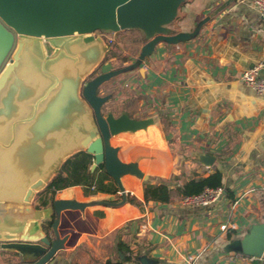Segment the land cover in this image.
<instances>
[{
	"label": "crops",
	"instance_id": "crops-1",
	"mask_svg": "<svg viewBox=\"0 0 264 264\" xmlns=\"http://www.w3.org/2000/svg\"><path fill=\"white\" fill-rule=\"evenodd\" d=\"M183 6V20L170 29L187 39L182 47L174 45L177 59L166 79L157 70L153 77L160 89L168 86L170 139L196 149L195 157L213 156L214 164L185 155L167 167L153 159H124L129 132L113 136L119 160L135 163L141 175L107 180L99 170L95 182L103 180L110 191L96 185L57 191L54 201L74 206L54 215L57 225L48 233L60 248L46 264H264V255L253 259L225 251L264 230V95L241 79L264 61V21L254 0H185ZM160 42L166 41L158 42V57L165 46ZM216 170L223 174L225 194L212 206H185L176 196L167 204L145 201L147 182L175 188ZM0 264L25 263L0 251Z\"/></svg>",
	"mask_w": 264,
	"mask_h": 264
},
{
	"label": "water",
	"instance_id": "water-1",
	"mask_svg": "<svg viewBox=\"0 0 264 264\" xmlns=\"http://www.w3.org/2000/svg\"><path fill=\"white\" fill-rule=\"evenodd\" d=\"M185 0H0V251L18 255L25 264H46L59 244L43 229L44 222L74 206L35 201L63 165L79 153L95 158L116 181L127 173L139 175L136 164L122 163L107 140L123 132L144 129L149 121L127 116L96 119L106 102L98 88L111 75L87 80L104 62L109 46L96 32L140 30L146 54L170 37ZM211 167L215 158L197 154ZM225 251L261 258L264 230Z\"/></svg>",
	"mask_w": 264,
	"mask_h": 264
},
{
	"label": "rangeland",
	"instance_id": "rangeland-1",
	"mask_svg": "<svg viewBox=\"0 0 264 264\" xmlns=\"http://www.w3.org/2000/svg\"><path fill=\"white\" fill-rule=\"evenodd\" d=\"M183 7V5L180 7L181 14H178L176 22L174 21L175 23L173 22L169 28L171 26L176 28L177 24L183 20ZM178 32V30L172 31L170 37L180 34ZM95 34L103 37L111 47L107 60L87 80L90 82L101 76L111 75L109 80L98 88L97 96L105 98L106 102L97 110L96 119L106 121L108 116L112 115L115 118L127 116L136 121H149L144 129L124 134L129 139V142L124 144V159H153L167 167L173 164L176 156L185 155L186 159L197 163L198 159L193 156L196 149L180 147L173 139H170L173 133L167 112L171 102L169 94L164 93L168 86L163 85L160 89L156 77H153L157 74L155 72L157 70L160 79L162 81L166 79L165 76L177 59L173 55L174 45L182 47L184 42L178 41L177 44L160 42L165 43V46L158 57V43L154 45L153 51L146 54L145 47L151 40H147L140 30H125L118 33L96 32ZM161 124L164 125L163 130L160 128ZM119 135L114 137L117 139ZM112 137L107 140V143L113 147L118 143L112 140ZM37 204L38 197L35 206Z\"/></svg>",
	"mask_w": 264,
	"mask_h": 264
},
{
	"label": "trees",
	"instance_id": "trees-1",
	"mask_svg": "<svg viewBox=\"0 0 264 264\" xmlns=\"http://www.w3.org/2000/svg\"><path fill=\"white\" fill-rule=\"evenodd\" d=\"M108 46H109V52L104 62L107 60L108 55L111 51L110 44H108ZM94 162H95L94 156L86 152L79 153L76 156L72 157L70 160H68L63 165L59 175L50 182L48 187L42 193L37 195L38 204L36 205V208L40 209L47 207L49 202L54 201V197L57 191H61L66 188H70L74 186L96 185L98 190L101 192L110 191L104 185L103 180L95 182V176L97 171L101 170L103 172L104 179L113 180V178L110 175H108V173L106 172L104 164H101L98 167V169L92 171L91 168ZM222 180H223V174L219 170H216L215 173L209 175L208 177L192 179L184 184L177 185L175 188H171L167 182L162 184H152L151 182H147L145 183V187H144V198L146 202L153 201L161 204H167L170 203L172 198H174L175 196L176 197L193 196V195L201 194L205 188H210V189H216L219 187L223 188ZM226 192L231 197L230 192L229 191ZM52 225L53 222H48L47 226L46 225L43 226L44 231L48 232L49 228L52 227ZM119 248L121 251L123 250L122 243H119ZM125 260H129V257H126Z\"/></svg>",
	"mask_w": 264,
	"mask_h": 264
},
{
	"label": "built area",
	"instance_id": "built-area-1",
	"mask_svg": "<svg viewBox=\"0 0 264 264\" xmlns=\"http://www.w3.org/2000/svg\"><path fill=\"white\" fill-rule=\"evenodd\" d=\"M255 6L264 21V0H254ZM264 61L260 62L256 67L246 71L241 79L242 81L259 95H264ZM225 191L219 187L216 189L205 188L199 195L186 196L182 198V204L185 206L209 207L218 202L223 197ZM236 229L235 225H232ZM228 225H223L221 230H227ZM255 259L256 257H252ZM262 258V257H261Z\"/></svg>",
	"mask_w": 264,
	"mask_h": 264
}]
</instances>
